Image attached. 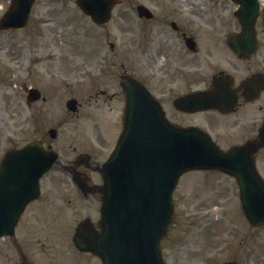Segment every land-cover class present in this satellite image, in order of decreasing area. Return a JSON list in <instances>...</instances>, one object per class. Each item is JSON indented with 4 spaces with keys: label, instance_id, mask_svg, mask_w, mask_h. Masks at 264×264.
I'll return each mask as SVG.
<instances>
[{
    "label": "rangeland",
    "instance_id": "1",
    "mask_svg": "<svg viewBox=\"0 0 264 264\" xmlns=\"http://www.w3.org/2000/svg\"><path fill=\"white\" fill-rule=\"evenodd\" d=\"M72 0H36L30 19L27 25L21 30H5L0 31V156L4 149L13 146H19L35 137H38L37 132L32 131L33 123L30 109H27L25 103V92L22 85L36 86L38 75L37 67L41 64L38 59L46 58L50 52V47L54 46L50 43L49 37L51 34V28L54 26V30H61L63 34L69 37L72 41L71 44L62 46L64 53L70 62V66L66 67L68 74L69 84L62 86V90L57 93L55 99H59L60 102L56 106L60 107V114H64L65 121L58 122L57 138L53 141L52 147L60 151L62 155H72L74 152L86 148V141L82 138V134L76 133L73 135V128L86 127L89 125V120L86 118L88 111H91L83 103L88 102V94L94 93L97 88H107L111 93L113 89L117 87V79L123 72L132 73L139 78L144 77L147 73V67L144 65V56L140 50V45L136 43L141 36L140 23L137 21V16L130 5L142 0H122L121 4L115 7L114 16L111 21L106 25L97 27L85 17L79 9L71 4ZM9 0H0V7H7ZM233 5L231 4L229 15V29L236 30L238 28L237 22L232 15ZM2 11L0 9V15ZM132 16V19L131 17ZM65 18L64 23L60 26L61 20ZM40 19H53L50 22L42 23ZM57 22H54V21ZM136 20V21H135ZM52 26V27H50ZM61 27V28H60ZM259 38H262L260 47L255 55L247 60H238L234 58V62H254L260 57V54L264 53V33H259ZM59 39V38H58ZM68 40V39H67ZM142 40V39H141ZM140 40V41H141ZM58 40H55L57 42ZM113 45V48L111 47ZM56 45V44H55ZM98 45L100 52L104 55V58H108V65L105 72L100 73V69L96 66L84 65L83 51H85L90 57L93 54L94 48ZM26 61L25 65H22ZM46 60V59H45ZM104 60V59H103ZM112 60L111 65H109ZM47 61V60H46ZM62 61V58L60 59ZM22 65V66H21ZM8 68H7V67ZM20 66V69L15 67ZM45 69L50 67L43 64ZM11 67V68H10ZM7 68V70L5 69ZM50 71H54L50 69ZM92 76L87 77L89 82L84 84L80 83L79 76L84 75L83 72ZM81 77V76H80ZM38 87V86H36ZM74 97L82 103V109L78 111L77 115L66 114L64 101ZM64 100V101H63ZM115 100V99H114ZM91 105H96L98 101L95 100V96H91L89 100ZM116 101V100H115ZM43 102H38L41 105ZM114 106V102L111 101ZM62 110L66 111L65 113ZM61 116V115H60ZM106 119H110L106 117ZM55 120L58 117L55 116ZM51 124V123H49ZM69 130V131H67ZM63 131H67L63 133ZM64 134V136H63ZM73 136V138H72ZM72 138V139H71ZM79 141H82L84 145H80ZM107 150V149H106ZM107 154V153H106ZM61 156V155H60ZM183 181L179 183L175 190V200L177 203V209L174 216V224L170 227V235L161 242L163 255L166 258L168 264H217L220 261L229 258L234 254H239L241 260L243 259V251L245 244V237L249 239L251 230L245 225H242L243 221L240 217L236 216L235 209L236 198H227L226 195H218V190L223 189L225 184L224 178L215 172H200L191 171L183 174ZM188 180V181H186ZM210 186V190H209ZM227 199H226V198ZM224 199V201L222 200ZM91 201H85L86 209L80 205L72 203L69 214L70 228L59 230L58 242H63L57 247L55 242L51 241L54 236L52 233H56V230H44L40 229L37 235V243L33 250L31 247L28 252L32 253V259L35 261L44 262V264L50 263L46 256L39 257L40 251H37L38 244L42 251H44L48 245L51 246L52 251L49 255L54 254L55 258L59 256H65L70 254L71 258L80 260L86 257L84 253L72 248L73 243L68 240L67 233L71 237L73 234V225L84 215H94V205ZM96 205V203L94 202ZM233 209V215L228 217V211ZM193 210H199L197 217L192 215ZM238 214V213H237ZM218 216V218H217ZM216 217V218H215ZM207 218L209 223L206 224L198 237H192L196 231L198 221H204ZM232 226H229L231 225ZM214 225L217 228L213 227ZM216 229V233L213 240L207 242L208 235ZM199 230V229H198ZM229 232L231 236L226 238L230 243L227 245L223 252L214 260H209L205 256L207 251L216 245L221 243L224 245L223 236L224 233ZM17 233L26 235L27 231L17 230ZM29 234H35L29 232ZM215 241L216 243H213ZM241 241H244L241 243ZM196 244L202 247L199 252L202 254V258L198 257L199 253L196 252ZM232 246L235 248L232 249ZM248 246V244H247ZM27 250V246H21ZM57 248V250H55ZM72 248V249H71ZM240 248V251H238ZM30 250V251H29ZM208 256V255H207ZM96 260V261H94ZM71 264V263H70ZM81 264H100L97 258L85 259Z\"/></svg>",
    "mask_w": 264,
    "mask_h": 264
},
{
    "label": "flooded vegetation",
    "instance_id": "2",
    "mask_svg": "<svg viewBox=\"0 0 264 264\" xmlns=\"http://www.w3.org/2000/svg\"><path fill=\"white\" fill-rule=\"evenodd\" d=\"M139 3L148 8L141 11L145 16L137 15L136 6ZM231 4L236 5L232 0H142L130 5L140 23L141 36L136 43L141 47L145 59L144 65L148 70L145 76L138 80L157 99L166 117L171 120L175 117L174 120L181 124L204 126L216 142L226 147L254 137L264 118V53L262 52L254 62L233 63L234 58L246 60V57L239 58L236 55L235 57L226 41L230 32ZM130 17L132 19V16ZM261 18L260 15L259 29L264 33V27L260 24ZM57 21L61 22V26L65 18ZM49 40L54 46L49 48L48 57L38 61L41 65L37 67L36 86L43 101L47 99L53 102L52 98L57 91L66 84L65 79L68 78L66 67L68 64L70 66L67 57L63 55L62 46L69 45L72 41L61 30H54V26ZM60 44L62 46H59ZM111 47L113 48V45ZM83 56L86 67L89 62V65L95 63L96 66L101 67L100 73L105 72L108 58H104L98 45L94 48L91 57L85 51ZM44 63L50 67L45 69ZM111 63L112 60L109 65ZM83 73L87 75L85 71ZM117 80V87L111 93L107 88H97L93 94L91 92L88 94L86 99L88 102L83 103L86 107L91 108L89 100L92 95L98 101L93 105V110L87 112L89 125L83 129L84 133L90 132L94 135L91 139L93 143H89L86 150L90 153V157L81 158L80 163L77 160L71 161L69 166L65 167L72 172L75 179L79 181L83 178L86 181L88 186L85 185V189L88 194L89 192L96 194L95 184L100 181L96 167L102 160L108 133L117 125L124 109L123 90L120 79ZM189 94L194 96L189 97L188 100L217 101L221 102V106L225 109L229 101L236 102L226 112H221L217 108L188 112L172 106L173 99ZM111 101L114 102V106ZM42 108L43 106L35 105L34 113ZM46 109L50 115L55 114L54 103L51 108L46 107ZM199 113L208 114L198 116ZM109 115L112 117L110 121L113 126L103 125L104 117ZM41 129L43 126H39V131ZM42 132L44 133L45 130ZM254 156L256 169L264 180V144L258 148ZM225 177L223 189L218 190L219 195H226L227 192L228 195L238 196L239 188L236 180L228 175ZM58 181L64 189L68 188L64 178ZM47 193H54V190H47ZM36 217L37 212L31 208L26 220L32 223ZM19 222L18 220L16 225ZM245 226L256 231L257 234L254 237L251 232L248 247L245 237V244H242L243 254L247 253L251 264H264V253L260 252L263 249L264 226H253L247 220ZM9 240L16 241L14 238ZM218 245H214L210 250H217ZM238 250L240 251V248ZM234 258L239 260V255L235 254L232 256V259Z\"/></svg>",
    "mask_w": 264,
    "mask_h": 264
},
{
    "label": "water",
    "instance_id": "3",
    "mask_svg": "<svg viewBox=\"0 0 264 264\" xmlns=\"http://www.w3.org/2000/svg\"><path fill=\"white\" fill-rule=\"evenodd\" d=\"M32 1L11 0L0 18V28L22 26ZM238 1L241 2L237 14L242 31L231 35L233 47L240 38L249 45L254 33L255 4L251 0ZM114 2L79 0V5L94 21L104 22L110 17ZM123 86L127 101L126 129L102 168L101 231L96 233L85 225L74 239L79 248L98 254L104 264H164L158 243L170 220V193L178 175L189 168L230 170L237 165L245 147L222 152L199 129L182 128L165 121L152 101L146 106L152 116L137 117L138 102L147 103L148 97L140 98L136 90L133 93L131 87L138 85L127 76L123 77ZM155 129L158 131L154 132ZM147 135L151 136L150 141ZM261 137L264 139V126ZM5 158L4 168L14 162L23 167V177L27 176L23 190H27L26 179L33 183L54 160L37 142L10 152Z\"/></svg>",
    "mask_w": 264,
    "mask_h": 264
}]
</instances>
